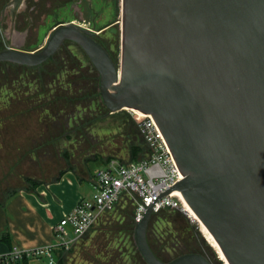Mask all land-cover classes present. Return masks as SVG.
Masks as SVG:
<instances>
[{
    "label": "water",
    "instance_id": "obj_1",
    "mask_svg": "<svg viewBox=\"0 0 264 264\" xmlns=\"http://www.w3.org/2000/svg\"><path fill=\"white\" fill-rule=\"evenodd\" d=\"M25 0L0 9V60L38 65L63 40L98 73L107 114H149L181 172L178 190L229 264H264V0H122L119 58L75 23L55 25L24 49L15 18ZM147 206L133 229L147 264H210L197 252L161 260L151 250Z\"/></svg>",
    "mask_w": 264,
    "mask_h": 264
},
{
    "label": "rangeland",
    "instance_id": "obj_2",
    "mask_svg": "<svg viewBox=\"0 0 264 264\" xmlns=\"http://www.w3.org/2000/svg\"><path fill=\"white\" fill-rule=\"evenodd\" d=\"M2 1L3 0H0V2ZM7 1L8 0H6L5 3ZM26 7L27 3L25 0L24 9H26ZM57 12V20L71 17L64 14L63 10ZM37 17L38 14L33 16L35 23L37 22ZM48 21L49 16L44 24H39V30L35 40L26 46L31 47L35 43L34 41H41L49 25L47 23ZM1 25L3 34V31L8 29L6 15L3 17ZM3 46L4 43L0 38V48ZM60 50L61 51H58L59 53L57 54V58L61 59L60 64H56L55 66L52 65L50 69L56 71V73H62L64 69H67V80H75L77 83L73 82L72 88H74V92L72 93L64 94V92L61 91L57 92V94L60 95H68L69 98L59 97V100H54L51 104L47 102V105L51 107L53 111H57V108L61 106L64 109V113L51 111V115L47 114L48 112L42 108L43 103L38 100L41 99L38 98L39 95L38 97L29 98L26 101H22V99L17 100L16 98L12 100L13 96H11V108L8 110V119L5 121L6 124L0 127V179L8 176L6 175L8 173L9 188H20L25 185V176H32L48 181L57 175L59 169H65L69 164L73 166L72 169H74L75 172L80 174L76 173L78 176L87 174L86 166L89 168V172L94 174L95 170L99 166H102V161L108 155H114L123 158L124 161H128L127 151L124 148V136L122 131L126 130L129 135H133L134 128H132V124L120 114H107L106 110H104L105 108L100 105L101 103L97 95L90 93L91 89H81L83 86H86L87 80L79 76V73L82 71L86 73L84 68L89 69V71L90 68H92V66L89 65L90 63L86 60L84 53L68 43L63 44ZM112 52L114 56L113 60L117 62L119 58V48L117 47V49ZM52 63L54 62L52 61ZM1 67H3V65ZM7 67L8 70H6L4 74L10 76L11 80H22L26 75L20 76L19 74H27L28 70H30L25 67L12 65H7ZM49 70H47V72ZM35 73L34 71L28 72V74ZM34 77V75H29V81L34 79ZM41 77H43V75H41ZM19 84L22 85L21 81ZM23 86L27 88L26 84ZM13 87L16 89L17 82ZM38 88L39 90L37 93H39L42 87ZM33 89L34 88L30 89V91ZM28 91L27 94H29ZM85 94L86 96L82 98V101L80 98H76V96ZM90 94L95 95L96 102L94 103L96 105V110L92 108V104L89 109H83V106L90 103ZM40 95L43 96L42 94ZM72 98L74 102H76L77 99L80 101V105H82L81 111L74 107L73 103L70 101ZM72 108L76 110L77 113H71L74 117V121L71 122L69 114L73 111ZM125 110L129 112V114L131 113L133 120L137 121L136 113L127 109ZM68 134H70L71 137L69 139H67ZM31 148L33 150H31ZM67 150L71 151L69 160H66L64 157V155L67 154ZM93 154H96L99 159L87 163L85 160L86 156L91 158ZM92 191L93 188L91 186L88 192L91 194ZM131 199L133 200V197L130 199L129 196L125 198L122 197L112 212L103 216L92 229L86 231L87 233L85 232L81 238L71 246L72 252L66 255V264H139L140 260H138V256L133 247L134 228H132V231H130L127 236L126 233L120 231V229L127 231L125 222H132V220L135 222L134 207ZM175 211L188 220L189 227L186 229V233L189 235L192 233L194 237H198L204 241V250L210 252L219 264H224L218 257L216 250L202 234L198 222L188 216L187 212L184 213L179 209ZM174 214L176 213L173 212L172 215ZM149 222V225L153 230L155 229L157 233L162 231H164V235L168 233L170 224L167 222L166 218L161 217L156 221L149 220ZM191 240H193L192 236ZM187 241L190 243V237ZM180 250L179 252L183 253L186 248ZM159 252L162 258L170 257L178 253V251L172 248H165ZM104 253H106L105 257L103 256ZM116 255H121V260L118 262H116L115 259ZM140 264H143V262Z\"/></svg>",
    "mask_w": 264,
    "mask_h": 264
},
{
    "label": "built area",
    "instance_id": "obj_3",
    "mask_svg": "<svg viewBox=\"0 0 264 264\" xmlns=\"http://www.w3.org/2000/svg\"><path fill=\"white\" fill-rule=\"evenodd\" d=\"M136 118L150 148L148 156L127 163L110 158L99 166L93 174L92 193L79 199L55 224L52 243L30 248L13 245L0 254V264L24 258L30 264H56L55 252L70 248L102 214L113 209L123 193L135 199V222L149 205L152 213L164 207L186 213L181 193L168 190L182 175L157 123L149 114H136Z\"/></svg>",
    "mask_w": 264,
    "mask_h": 264
},
{
    "label": "trees",
    "instance_id": "obj_4",
    "mask_svg": "<svg viewBox=\"0 0 264 264\" xmlns=\"http://www.w3.org/2000/svg\"><path fill=\"white\" fill-rule=\"evenodd\" d=\"M0 38L2 39V41L4 43V40L2 38L1 33H0ZM2 48H4V46L1 47L0 49H2ZM79 50L82 53H84L83 50H81V49H79ZM58 51H61V50H58ZM58 51L52 57H49L48 59H46L42 63H40L38 65H32V66L31 65L18 64V63H14V62L7 61V60H0V70H1V73H0V127H3L6 124L5 121L8 119V115H9L8 110L11 108L10 107L11 106L10 105L11 96H13L12 100L14 98H16L17 100L22 99V101H26L29 98L38 97V95H39L38 98H41V99H38V100H40L43 103V106H42L43 110L47 111L48 112L47 114L51 115V111H53V109H51V107H49L47 105V102L49 104H51L54 100H57V99L59 100V97L69 98L68 95L57 94L58 91L64 92V94L74 92L73 91L74 88H72V84L77 83V81H75V80L71 81L69 79L67 80V78H66V76L68 75L67 69H64L62 72L65 74L59 73L58 71H57L58 73H56V71L50 69L52 65L55 66L56 64H60L61 59L57 58V54L59 53ZM84 56H85L86 60L88 61L89 59L85 53H84ZM52 61L54 63H52ZM50 63H52V64H50ZM2 65H3V67H1ZM7 65L25 67L27 69H30V70H28V72L34 71L36 73L35 74H28V72H27V74L26 73L19 74L20 76H22V75H26V76L23 77L22 80L21 79H19V80L18 79H12L11 80L10 76H7L6 74H4L6 72V70H8ZM89 65L92 66L91 63ZM4 67H6V68H4ZM84 69L86 70V73H84L82 71L79 73V76L83 77L84 80H87V84H86V86H83L81 89H91L90 93H94L95 95H97L98 99L100 100L98 90H97V86H98V73H97V71L95 70V68L93 66H92V68H90V71L87 68H84ZM47 70H49V71L47 72ZM59 70H61V69H59ZM29 75H34L35 76L34 79L29 81ZM41 75H43V77H41ZM36 77H37V79H36ZM20 81H21L22 85L19 84ZM16 82H17V87L15 89L13 87V85H15ZM24 84H26L27 88H25L23 86ZM38 87H42V89H40L39 93H37L39 90ZM28 88H29V91H28ZM32 88H34V89L30 91V89H32ZM27 91L29 94H27ZM95 91H96V93H95ZM25 94L28 96H26ZM40 94H42L43 96H41ZM94 94H90V103L83 106V109L84 108L89 109L91 107V104H92V108L94 110H96V105L94 103V102H96ZM85 96H86V94L81 95V96H76V98H80L82 101V98H84ZM70 101L73 103L74 107L77 108V110H80V111L82 110V105H80V101L78 99H77V101L79 103L77 101L74 102L73 98ZM100 103H101V101H100ZM100 105H102L103 108H105L102 103ZM73 108H72V110H73ZM63 110H64L63 107L60 106L59 108H57V111H53V112H58V113L63 112L64 113ZM104 110H106V109H104ZM71 113L73 114V113H77V112H76V110H73L72 112H70L69 118L71 119L70 121L72 122V121H74V117L72 116ZM112 114H120L124 118L128 119L130 124H132V128H134V134L129 135V133L126 130L122 131L123 136H124V148L127 151L128 161H124L123 158H119V157L114 156V155H108L102 161L101 165L105 164L110 158H117L121 162L127 163V162L137 161V160H140V159L147 157L148 154L150 153V148H149L148 144L146 143L143 134L140 131L138 121L133 120L131 113L129 114V112H127L125 109L119 110V111L114 112ZM97 120H98V118H97ZM96 121H95V123H96ZM69 138H71L70 134L67 135V139H69ZM31 150H33V149L31 148ZM66 152H67V154H65L64 157L66 158V160H69V157L71 156V151L67 150ZM98 159H99V157L96 154H93V156L91 158H89L88 156H86V158H85L87 163L89 161L98 160ZM72 168H73V166H71L69 164L67 166V168L59 169L57 175L54 176L52 179H50V181L58 179L60 177V175L63 172H65L66 170H73L74 171V169H72ZM86 172L89 173L91 175V177H93V173L89 172V168L87 166H86ZM77 174H79V173H77ZM24 181L26 184L21 188H24L26 190H33L36 187V185L41 183L43 180L38 179V178H34L32 176H25ZM17 190H18V188H7L3 192V197L7 198L8 196L13 194ZM126 196H129V195H127L126 193H123V195H121L120 199L122 197L125 198ZM130 198H132V197L129 196V199ZM116 204L114 205L113 209L116 207ZM132 205H133V207H135V199L134 198L132 200ZM113 209L102 214L99 219H101L103 216H106L107 214L112 212ZM175 210H177V209L164 207V208L159 209L157 212H153L150 216L149 220H151V221H153V220L156 221L158 218H161V217L166 218L167 222H169L170 225L168 228L169 231L165 235H164V231L157 233L155 231V229L153 230V228L149 225L150 222L148 223V226H147V230H146L147 242H148L151 250L153 251V253L158 258H160L161 260H164V258H162L159 251H162L165 248H167V249L172 248L178 252L181 251L180 249L183 250V248H186V250H185L186 252L187 251L192 252V251L204 250V248H203V245H205L204 241H202L198 237H194L192 233L190 235L186 233V229H188V227H189L188 220L184 216H182L180 213L176 212ZM173 212L176 214L172 215ZM99 219H98V221H99ZM133 222H134L133 220H132V222H130V221L125 222V225H126L125 228L127 229V231L122 230V229H120V231H123L124 233H126V236H127L130 233V231H132V228H134L135 222L134 223ZM93 226L90 227L87 231L92 229ZM191 236H192L193 240H191ZM189 237H190V243L187 241V239H189ZM3 238H4V236H3ZM134 245H133L134 251L136 252V254L138 256V260H140L139 264L141 262H143V264H146L145 261L143 260L142 256L138 252L136 246H134ZM70 252H72L71 247L68 249L61 248V249L57 250L55 252L56 264H66V255ZM103 256L105 257L106 253H104ZM120 256L121 255H116V257H115L116 262L121 260ZM8 264H30V262H28V260L24 258L21 261L8 263Z\"/></svg>",
    "mask_w": 264,
    "mask_h": 264
},
{
    "label": "crops",
    "instance_id": "obj_5",
    "mask_svg": "<svg viewBox=\"0 0 264 264\" xmlns=\"http://www.w3.org/2000/svg\"><path fill=\"white\" fill-rule=\"evenodd\" d=\"M8 176L0 179V254L13 245L30 248L52 243L55 224L79 199L90 196L93 179L89 173L78 176L66 170L56 180H43L33 190L23 185L4 198Z\"/></svg>",
    "mask_w": 264,
    "mask_h": 264
},
{
    "label": "flooded vegetation",
    "instance_id": "obj_6",
    "mask_svg": "<svg viewBox=\"0 0 264 264\" xmlns=\"http://www.w3.org/2000/svg\"><path fill=\"white\" fill-rule=\"evenodd\" d=\"M5 1L6 0L0 2V9L2 8L3 4H5ZM26 3V9L18 13L15 18V29L19 31L25 30L26 32L23 45L24 49H30L41 45L46 37L45 35L47 32H49L55 27V25H58L61 22L75 23L82 30L87 31V33L90 34L93 39H95L99 44H101V46H103L105 50H107L112 59L114 58L112 51L116 50L117 47H120L122 0H26ZM59 10H63L64 14L71 17L57 20L56 16L58 13L57 11ZM36 14H38V19L35 23L33 16H36ZM48 16L49 21L47 23L49 25L47 26L41 41H34L35 43L31 47L26 46L35 40L39 30V24H44ZM0 33L3 35L2 25H0ZM3 40L5 48L6 41L4 38ZM65 43L73 45L76 47V49H81L76 43L65 39L50 57L60 50ZM89 63L91 62L89 61ZM187 252L185 251L183 253ZM192 252L201 254L209 261L210 264H219V262L213 258L210 252L206 250ZM183 253L178 252L173 256L165 257L164 260H170Z\"/></svg>",
    "mask_w": 264,
    "mask_h": 264
},
{
    "label": "bare ground",
    "instance_id": "obj_7",
    "mask_svg": "<svg viewBox=\"0 0 264 264\" xmlns=\"http://www.w3.org/2000/svg\"><path fill=\"white\" fill-rule=\"evenodd\" d=\"M134 113L138 114V115H143L142 112L134 110ZM182 197V201H183V205H184V210L185 212L188 213V216L192 217L195 221L198 222L199 227L201 229L202 234L204 235V237L206 238V240L209 242V244L216 250L218 257L224 262V264H229L228 261L226 260L225 256L223 255L219 245L217 244V242L215 241V239L213 238L212 234L208 231V229L201 223V221L198 219V217L196 216V214L194 213V211L191 209V207L187 204V202L185 201V199Z\"/></svg>",
    "mask_w": 264,
    "mask_h": 264
}]
</instances>
